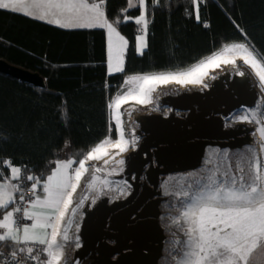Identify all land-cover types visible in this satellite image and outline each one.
I'll return each instance as SVG.
<instances>
[{
    "label": "trees",
    "instance_id": "16d2710c",
    "mask_svg": "<svg viewBox=\"0 0 264 264\" xmlns=\"http://www.w3.org/2000/svg\"><path fill=\"white\" fill-rule=\"evenodd\" d=\"M186 7L192 10L190 0H162V6L149 7L147 47L141 54L135 47L140 25L124 19L139 9H128V0H106L107 18L128 41L124 70L111 73L106 69L103 28H62L0 9V57L44 78V85L37 86L0 71L3 176L11 163L21 167V176L42 180L64 152L77 163L105 139L116 138L109 104L123 92L120 85L127 74L190 70L232 41H250L258 57L264 54V0H207L200 6L199 22ZM223 59L236 60L219 63L223 69H243L237 63L243 62L241 57ZM215 67L209 66L201 80L209 82ZM250 71L258 91L264 92L255 70Z\"/></svg>",
    "mask_w": 264,
    "mask_h": 264
},
{
    "label": "snow or ice",
    "instance_id": "6c2138e0",
    "mask_svg": "<svg viewBox=\"0 0 264 264\" xmlns=\"http://www.w3.org/2000/svg\"><path fill=\"white\" fill-rule=\"evenodd\" d=\"M105 2L106 0H0V9L13 13L22 12L33 19L46 20L63 28H106L109 72H122L128 41L107 19ZM206 3L207 0H190L192 10L189 11L186 7L185 12L199 22L200 6H206ZM150 6L160 7L162 0H128V9L142 8L143 11L136 18L124 17L125 21L134 19V23L141 26L142 34L137 37L141 54L147 47ZM228 54L241 57L244 64L255 70L260 85H264V54L258 57L255 46L250 41L225 45L222 52L207 57L188 71L128 77L125 83L131 87L109 104V108L113 109L118 139L115 142L111 138L102 141L79 161V167L73 169L71 174L68 169L74 161L58 162L59 166L42 185L45 194L43 198L34 195V198L26 199L27 194L21 190L20 184L22 169L9 163L10 176L3 177L0 172V180H3L0 182V248L7 246L10 251L7 254L0 251V264H27L28 260L34 264H59L63 251L62 245L57 243V237L62 235L64 241L69 239L68 229L64 228L61 233L60 227L73 203L72 196L78 182L87 172L85 161L99 160L107 155L106 145L111 144L124 152L130 143H135L134 130L131 140L125 137L121 105L129 100L139 104L151 102V93L163 84L199 83L209 66H219L221 62L235 64V59H222ZM238 74L244 75L243 72ZM259 108L258 105L257 109ZM257 109L245 110L239 120L255 122L259 126L260 145L264 149V114ZM128 115H131L130 111ZM26 179L34 181L30 191L35 193L39 178L28 175ZM95 179L97 178L94 177L93 180ZM16 193H20L19 201ZM182 195L186 198L182 218L188 227L185 229L187 239L178 253L177 264H249L253 254L264 246V161L258 155L254 154L248 160L247 172L243 167L239 168V175L227 170L222 174L214 172L208 177V182L196 191H185ZM20 202H23V207ZM25 220L32 223H21ZM76 239L78 241L79 237ZM35 245L44 247L37 248ZM42 254L46 255V260L40 259Z\"/></svg>",
    "mask_w": 264,
    "mask_h": 264
},
{
    "label": "water",
    "instance_id": "95a60500",
    "mask_svg": "<svg viewBox=\"0 0 264 264\" xmlns=\"http://www.w3.org/2000/svg\"><path fill=\"white\" fill-rule=\"evenodd\" d=\"M0 71L44 85L38 71L2 57ZM257 99L252 74L245 69H223L206 87L190 86L160 95L161 111L133 113L137 124L133 130L140 141L124 154L115 174L128 181L129 189L121 197L102 192L83 204L72 260L76 264H158L166 240L161 207L167 199L166 177L187 175L202 166L211 148L232 151L255 143L253 124L226 126L225 121L235 109L253 106ZM240 126H245L243 136Z\"/></svg>",
    "mask_w": 264,
    "mask_h": 264
},
{
    "label": "rangeland",
    "instance_id": "374dc122",
    "mask_svg": "<svg viewBox=\"0 0 264 264\" xmlns=\"http://www.w3.org/2000/svg\"><path fill=\"white\" fill-rule=\"evenodd\" d=\"M109 22L112 23L111 21ZM113 26L118 30V28L114 24ZM138 32L141 33L140 29ZM233 43H245V42L232 41L226 43L225 45H231ZM224 46L221 49H219L217 52H222ZM105 54H106V69L109 71L108 33H107V42H105ZM230 56L236 58L239 57V56H233L231 54H228L225 57H230ZM237 63L239 64V67L249 71L253 75V72L250 71L251 69L250 66L244 64L239 59L237 60ZM219 70H223V68L221 66L215 67V70H213V76ZM183 71H188V70L172 71L171 73L183 72ZM135 75H148V74L131 73L125 75L120 85V88L122 89L123 92H121V94L119 95H122L128 90L129 87H131L130 85H127L125 82L127 81L128 77ZM207 84L208 82L203 80H201V82L199 83L177 84L175 82H172L168 84H163L156 87L155 91L151 93V97H150L151 102H147L145 104H139L136 103L134 100H129L127 103L122 104L120 111L124 113V115L122 116V120L124 122L126 139L131 140L133 138L132 130L133 127L137 126V124L132 119L133 113L137 111H161L163 107H161L158 103V97L160 95L168 91L176 92V90H179V88H185L190 86L206 87ZM258 93L263 94V96L261 98L258 97L255 105L242 106L238 111L231 113L229 117L226 119L227 124L232 123L234 121L253 124L254 125L253 132L256 141L254 145L246 147L245 149H238L233 151H228L226 149L219 150L217 148H211L207 151L202 166L192 170L187 175L182 173H172L166 177L163 184V188L165 194L167 195V199L161 203V207L163 210L162 224L164 225L165 228L166 240L164 243L163 255L161 256L158 264H177V261L179 259L178 253L184 247V241L187 239L185 235V229L188 227V225L182 218V213L184 211V205L186 202V198L183 197L182 195L183 192L196 191L203 184L208 182V177L212 175L214 172H218L222 174L224 171L227 170L230 173L239 175L240 167L245 168V171L247 172L248 160H250L254 154L258 155L261 158V160L264 161V149L261 148L260 137L258 133L259 126L255 122L249 123L246 121L239 120V117L245 113V110L257 109L258 105L260 106V108L257 110L261 111L262 114H264V92L262 89H260ZM116 97H114L112 101ZM129 111L131 112L130 116L128 115ZM112 113H113V109H111V117L113 119ZM115 132H116V138H118V130L116 126H115ZM135 137H136L135 143H130L127 146V150L124 151V153L120 152L118 148H114L111 144H109L105 146V151H108L109 154L107 155L110 156L107 157L106 160L85 161V167L87 168V172L84 173L82 179L78 182V187L76 188V191L75 193H73L72 196L73 203L70 206L68 213L65 216V219L60 227L61 233H63L64 228L68 229L69 239L67 241H64L62 239V235L57 237V243L62 245V251H63V256L60 259L59 264H76V262L72 260L71 255H72V250L77 242L76 230L78 223L81 219L83 204L86 201L95 198L102 192L109 194L111 197H121L129 189L128 181L125 180L124 178L116 177L115 174L119 172L123 164L120 163V161H123L124 155L119 156L118 154L119 153L125 154L132 147L136 146L140 141V136L135 134ZM116 138H113L111 140L115 142L114 140ZM89 151L86 152V154H84V156H82L77 163H73V166L70 167V174L74 167L75 168L79 167V161L83 160L84 157L89 153ZM115 156L117 157L115 158ZM106 161L107 163H105ZM97 169H99V171H97ZM94 177H96L97 179L93 180ZM73 212H75V215H72ZM48 231L50 232L51 229H49ZM44 259L45 257L43 256V260ZM249 264H264V246H262L256 253L253 254V257L249 261Z\"/></svg>",
    "mask_w": 264,
    "mask_h": 264
},
{
    "label": "crops",
    "instance_id": "0c3cea01",
    "mask_svg": "<svg viewBox=\"0 0 264 264\" xmlns=\"http://www.w3.org/2000/svg\"><path fill=\"white\" fill-rule=\"evenodd\" d=\"M89 2H92V0H89ZM135 2V0H134ZM143 9L142 8H139V13L137 15H134V16H130V17H133V18H136L137 16H139L141 13H142ZM107 17V16H106ZM108 19V18H107ZM109 20V19H108ZM134 20V19H133ZM43 21H46V20H43ZM110 21V20H109ZM47 22V21H46ZM53 25H56V24H53ZM58 26V25H56ZM60 27V26H58ZM63 28V27H62ZM69 28H75V27H69ZM104 29V33H105V42H107V29L106 28H103ZM125 39H126V36L118 29L117 30ZM141 33L140 32H137L135 34V47H136V51L137 52H140L139 51V42L137 40V37L140 36ZM127 40V39H126ZM125 54V53H124ZM105 62H106V54H105ZM108 71V70H107ZM109 72V71H108ZM69 162V161H74V157L72 155H67L66 152H64L63 156L60 157V158H57L55 160H53V163H52V166H51V169L49 171V173L46 175V177L42 180H39V183H38V190H37V195H40L41 198H43V196L45 195L43 193V188H42V185L43 183L46 181L47 177L52 173V171L57 168L59 166L58 162ZM11 164V163H10ZM11 166H17V167H20L19 165L17 164H11ZM73 166V163L71 164V167ZM75 168V167H74ZM73 168V169H74ZM69 173H70V168L68 169ZM72 173V172H71ZM10 176V168L8 167V171L7 173L3 176V177H8ZM0 182H3V180H0ZM13 183H16V181H12ZM17 194V193H16ZM12 206L10 205V208ZM46 211V210H45ZM25 223H32V221H28V222H25Z\"/></svg>",
    "mask_w": 264,
    "mask_h": 264
},
{
    "label": "built area",
    "instance_id": "2783aa9c",
    "mask_svg": "<svg viewBox=\"0 0 264 264\" xmlns=\"http://www.w3.org/2000/svg\"><path fill=\"white\" fill-rule=\"evenodd\" d=\"M225 123H226V121H225ZM28 175H31V174H28ZM28 175H27V176H28ZM16 183H17V181H16ZM33 183H34V181H28V180L26 179V176H25V177L21 176V181H20V184H21V190L27 194L26 199H27V198H34V195H36V192H37V190H38V184H37V188H36L35 193H33L32 191H30V189H31V185H32ZM19 194H20V193H17V194H16V197H17V200H18V201H19ZM20 204H21L22 207L24 206L23 202H20ZM17 220H19V214H17ZM25 222H28V221H27V220H25V221H21V223H25ZM35 247H37V248H43L41 245H35ZM0 251H2L3 253L7 254V253H9L10 248L7 247V246H5V247L0 248ZM40 259L43 260V254L41 255ZM44 260H45V259H44ZM27 264H34V262L31 261V260H28V261H27Z\"/></svg>",
    "mask_w": 264,
    "mask_h": 264
},
{
    "label": "flooded vegetation",
    "instance_id": "af4514ba",
    "mask_svg": "<svg viewBox=\"0 0 264 264\" xmlns=\"http://www.w3.org/2000/svg\"><path fill=\"white\" fill-rule=\"evenodd\" d=\"M177 91V90H176ZM240 108H237V109H235L232 113H234L235 111H238ZM233 123H235V121L234 122H232V123H228L227 124V122H226V126H229V125H231V124H233ZM240 129L242 130V132L240 133L241 134V136H243L244 134H245V126H240ZM252 145H254V143H252V144H246L245 145V147L243 148V149H245L246 147H249V146H252ZM226 150H228V149H226ZM235 150H238V149H235ZM229 151V150H228ZM233 151V150H232Z\"/></svg>",
    "mask_w": 264,
    "mask_h": 264
},
{
    "label": "bare ground",
    "instance_id": "6f19581e",
    "mask_svg": "<svg viewBox=\"0 0 264 264\" xmlns=\"http://www.w3.org/2000/svg\"><path fill=\"white\" fill-rule=\"evenodd\" d=\"M115 148V147H114ZM107 152V154H109L108 153V151H106ZM112 152V151H111ZM114 153V152H113ZM124 153V152H123ZM123 153H119L118 155L119 156H122V155H124ZM115 154V153H114ZM111 155V154H110ZM107 157H110V156H108V155H103L102 156V158L101 159H99V160H96V161H101V160H106L107 159ZM117 156H115V158H116ZM117 160V159H116Z\"/></svg>",
    "mask_w": 264,
    "mask_h": 264
}]
</instances>
